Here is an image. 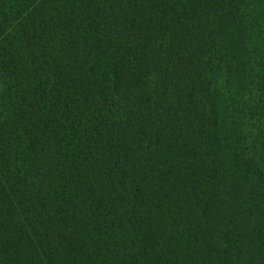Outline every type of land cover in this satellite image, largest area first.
<instances>
[{
  "label": "trees",
  "instance_id": "16d2710c",
  "mask_svg": "<svg viewBox=\"0 0 264 264\" xmlns=\"http://www.w3.org/2000/svg\"><path fill=\"white\" fill-rule=\"evenodd\" d=\"M0 264H264V0H0Z\"/></svg>",
  "mask_w": 264,
  "mask_h": 264
},
{
  "label": "rangeland",
  "instance_id": "374dc122",
  "mask_svg": "<svg viewBox=\"0 0 264 264\" xmlns=\"http://www.w3.org/2000/svg\"><path fill=\"white\" fill-rule=\"evenodd\" d=\"M253 122V121H252ZM254 126H255V129H256V126L260 125V123L258 121H254L253 122Z\"/></svg>",
  "mask_w": 264,
  "mask_h": 264
}]
</instances>
